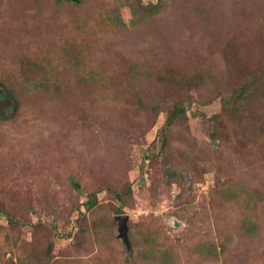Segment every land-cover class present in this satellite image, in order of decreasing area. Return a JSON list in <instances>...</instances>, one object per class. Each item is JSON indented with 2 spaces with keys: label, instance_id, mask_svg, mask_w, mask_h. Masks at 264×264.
<instances>
[{
  "label": "rangeland",
  "instance_id": "1",
  "mask_svg": "<svg viewBox=\"0 0 264 264\" xmlns=\"http://www.w3.org/2000/svg\"><path fill=\"white\" fill-rule=\"evenodd\" d=\"M129 2L0 0V264H264V0Z\"/></svg>",
  "mask_w": 264,
  "mask_h": 264
},
{
  "label": "trees",
  "instance_id": "2",
  "mask_svg": "<svg viewBox=\"0 0 264 264\" xmlns=\"http://www.w3.org/2000/svg\"><path fill=\"white\" fill-rule=\"evenodd\" d=\"M129 7H130L131 11L134 10L136 13L141 14V16L146 15L145 12H144V10H145L146 8H148V7H144V6L141 7L140 5H138V4H137V0H130V2H129ZM157 12H159V11L157 10L156 13H157ZM114 14H115L116 18L118 17V20L121 19V14H120L119 12H115ZM151 14H152V13H151ZM151 14H150V16L148 15V17H151ZM118 22H119V21H118ZM1 89H2V88H1ZM241 93L245 96L246 90H242ZM6 94H7V93H3V96L0 95V98H1V96H2V97H5ZM7 95H8V94H7ZM8 96H9V95H8ZM244 96L241 97V98L245 99ZM176 114H177V110H174V111L171 113L172 116H171L170 122H172V120L176 117ZM173 117H174V118H173ZM95 203H96V201L92 202L91 205H93V204H95Z\"/></svg>",
  "mask_w": 264,
  "mask_h": 264
},
{
  "label": "water",
  "instance_id": "3",
  "mask_svg": "<svg viewBox=\"0 0 264 264\" xmlns=\"http://www.w3.org/2000/svg\"><path fill=\"white\" fill-rule=\"evenodd\" d=\"M118 221V237H120L126 244H129L128 238V215L127 214H119L115 216Z\"/></svg>",
  "mask_w": 264,
  "mask_h": 264
}]
</instances>
